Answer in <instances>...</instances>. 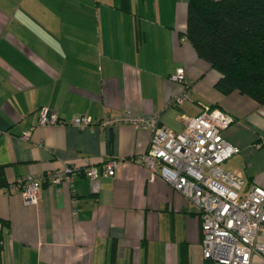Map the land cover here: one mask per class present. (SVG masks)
Listing matches in <instances>:
<instances>
[{
    "label": "crops",
    "instance_id": "crops-1",
    "mask_svg": "<svg viewBox=\"0 0 264 264\" xmlns=\"http://www.w3.org/2000/svg\"><path fill=\"white\" fill-rule=\"evenodd\" d=\"M186 18L187 1L179 0H0V166L7 183L65 164L119 160L112 177L74 173L70 186L42 185L35 205L0 188V264H210L198 209L137 161L150 132L69 123L78 115L158 113L179 133L182 116L202 105L218 108L234 118L222 135L240 150L223 167L264 188V103L215 87L219 72L183 36ZM178 67L190 83L189 100L169 106L183 86L169 79ZM41 107L63 123L35 126ZM252 264L264 263L254 257Z\"/></svg>",
    "mask_w": 264,
    "mask_h": 264
},
{
    "label": "built area",
    "instance_id": "built-area-1",
    "mask_svg": "<svg viewBox=\"0 0 264 264\" xmlns=\"http://www.w3.org/2000/svg\"><path fill=\"white\" fill-rule=\"evenodd\" d=\"M169 79L183 86L168 105L179 106L189 100L190 83L185 79L184 69L176 68ZM37 116L35 126L63 123L48 107L39 108ZM182 120L184 130L179 133L162 125L158 113L135 115L125 111L100 120L78 115L69 123L80 129L128 124L149 131L148 149L137 161L149 171L151 178L160 176L198 209L204 258L210 264H252L254 257L264 263V188L248 184L241 173L223 167L240 151L222 135L234 118L218 108L202 105L198 114L182 116ZM30 134L31 131L25 132L21 138L28 139ZM118 164L116 158L103 161L100 167L65 164L39 175L18 177L6 189L19 191L26 204L35 205L44 184L70 186L74 173L90 180L112 177ZM78 209V200L73 196L74 218Z\"/></svg>",
    "mask_w": 264,
    "mask_h": 264
},
{
    "label": "trees",
    "instance_id": "trees-1",
    "mask_svg": "<svg viewBox=\"0 0 264 264\" xmlns=\"http://www.w3.org/2000/svg\"><path fill=\"white\" fill-rule=\"evenodd\" d=\"M183 1H187L183 36L219 72L215 87L264 103V0ZM8 186L0 166V188Z\"/></svg>",
    "mask_w": 264,
    "mask_h": 264
}]
</instances>
